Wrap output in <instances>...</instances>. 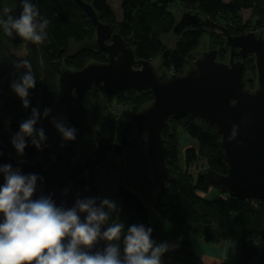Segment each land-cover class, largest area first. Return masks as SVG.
I'll return each mask as SVG.
<instances>
[{"label": "trees", "instance_id": "obj_1", "mask_svg": "<svg viewBox=\"0 0 264 264\" xmlns=\"http://www.w3.org/2000/svg\"><path fill=\"white\" fill-rule=\"evenodd\" d=\"M5 1L0 0V16L4 18L9 14L18 16L21 5L10 8L9 13L5 14L3 12ZM85 1L93 6L101 22L110 24L113 30L121 35L132 48L136 58L151 62L152 58L159 54L161 65L167 72L162 75L163 78L171 74H182L185 71L189 56L206 31L215 36V45L219 47L217 49L219 60L223 61V45L228 48L225 36L217 29L201 26L187 27L180 32H173V26L177 21L175 14L169 9L173 3L178 2L187 9L186 11L198 12L202 18L207 17L213 22L224 25L231 34H239L249 29H264V0H120L119 20H116L108 0ZM33 2L39 10L40 17L48 20L47 36L44 41L37 44L15 34L8 36L0 29V113L3 115L0 117V142L5 145L8 154L17 160L32 162L41 158L47 164L60 147L62 140L51 119L57 117L66 122L65 108L57 93V69H80L89 60L105 62L107 56L104 51L96 49L93 42H88L95 38V27L90 16L75 0H33ZM170 31L177 38L173 47L167 48L162 43L161 36ZM7 38L25 48L23 57H18L10 51L4 41ZM83 41L88 44L69 51L71 42L79 44ZM60 50L62 51L59 53ZM22 60L31 63L37 80L35 88L30 89L28 108L23 107L20 98L10 89L11 81L19 75L14 63ZM245 64L247 70L255 71L252 55L247 57ZM246 75L247 71L245 77ZM104 96L108 97L97 87H92L86 94V102L92 110V121H90L92 129L86 130L81 135L76 132L74 148L77 159L87 158L96 146L93 124L107 126L113 139L121 138L124 125L120 120L104 114L99 107L98 102ZM113 96L119 101L128 100L134 112L152 100L150 90L128 89ZM32 107H37L41 113L45 107L52 110L48 117H42L36 125L45 129L46 147L38 150L28 143L24 154L19 156L10 143L12 136L10 131L18 129L19 123L30 115ZM179 124L196 141V146L191 145L185 149V167L191 165L198 157H202L205 159L206 168L195 178L185 171L179 172L175 183L171 184L172 190H168L167 186V196L157 202L154 211L150 212L152 238L157 243L170 239L171 243L179 245L162 255V264H202L201 259L190 249L189 234L205 233L208 239L219 237L227 239L233 233L234 224H240L242 227L240 258L235 264H249L252 261L255 264L259 249L254 244L252 236L258 234L264 240V199H240L221 191L219 186L208 181L206 171L224 174L227 166L216 126L198 119H190L187 116L180 119L170 117L163 125L161 136L165 146L164 158L170 171L173 172L174 167L176 168L178 160L176 128ZM3 125H7V132L3 131ZM131 130L128 129L127 138ZM129 136L133 141L123 152L118 176L122 170L124 184L134 190L146 203L150 201L152 191L158 189L157 181L149 170L145 139L138 141V136L131 134ZM112 158L108 153L106 162L98 167L93 177L98 186L99 197H109L117 202L119 211L114 212L110 219L124 222L127 227L138 223V218L125 210L116 195L112 184L117 171L110 164ZM210 187H214L219 194L205 198L198 193L208 191Z\"/></svg>", "mask_w": 264, "mask_h": 264}, {"label": "water", "instance_id": "obj_2", "mask_svg": "<svg viewBox=\"0 0 264 264\" xmlns=\"http://www.w3.org/2000/svg\"><path fill=\"white\" fill-rule=\"evenodd\" d=\"M75 1L92 19L95 27L94 47L104 51L107 60L90 62L76 70L57 69V93L65 108L66 124L76 128L80 135L92 129L85 104L86 94L92 87H98L107 96L121 94L128 89L150 90L152 100L129 115L130 120L124 124L119 142L94 129L96 146L84 160L76 158L75 140L62 139L54 159L47 164L41 158L32 162L17 160L8 154L5 145L0 142V164L18 166L24 173H39L44 179L37 181L34 196L51 193L58 205L63 203L70 207L77 196H99L93 175L106 162L108 153L122 157L125 148L133 141V138L126 137L129 125L133 123L136 135L143 134L145 138L149 170L158 187L155 201L159 202L167 196V182L171 178L164 158L161 129L170 117L180 119L187 116L214 124L220 135L226 172L219 174L208 170V181L240 199H264L263 32L248 30L231 34L224 25L207 17L202 18L198 12L184 11L173 26V32L201 26L219 30L228 45V60H219L218 50L209 48L195 57L182 74H171L162 79L150 61L136 58L121 35L110 24L98 19L89 2ZM250 55L254 58L257 83L252 91L245 82V62ZM233 125L238 126V134L235 139L229 140ZM66 188L68 191L65 194ZM115 192L125 210L138 217V223L150 227L147 206L136 192L124 184L122 170ZM103 244L101 241L99 246L102 248ZM255 264H264V244Z\"/></svg>", "mask_w": 264, "mask_h": 264}, {"label": "clouds", "instance_id": "obj_3", "mask_svg": "<svg viewBox=\"0 0 264 264\" xmlns=\"http://www.w3.org/2000/svg\"><path fill=\"white\" fill-rule=\"evenodd\" d=\"M20 5L18 16H0V29L8 36L15 34L39 44L47 36L48 20L40 17L33 0H20ZM9 11L3 9L5 14ZM14 66L19 75L11 81L10 89L28 108L30 89L35 88L37 80L28 60ZM51 111L45 107L41 113L32 107L30 115L19 123L10 137L19 156L28 143L38 150L46 147L45 129L36 125ZM51 123L63 140L76 139V128L64 119L52 117ZM237 134L238 126L233 125L229 140ZM0 176V264H162V255L179 246L167 241L157 243L151 236L153 229L143 223L125 227L112 221V214L119 211L112 198L77 196L73 205L66 207L58 205L51 193L34 196L37 181L44 179L39 173H24L18 166L3 163ZM67 191L64 189L65 194Z\"/></svg>", "mask_w": 264, "mask_h": 264}, {"label": "rangeland", "instance_id": "obj_4", "mask_svg": "<svg viewBox=\"0 0 264 264\" xmlns=\"http://www.w3.org/2000/svg\"><path fill=\"white\" fill-rule=\"evenodd\" d=\"M108 2H109L110 6L114 12L116 20H119L121 17L120 0H108ZM19 5H20V0H6L4 3L3 9L4 8L10 9L13 7H17ZM169 9L175 14L177 20L182 15V13L187 10V9L183 8V6L178 2L170 5ZM249 30H251V29H249ZM254 31H256V32L262 31L263 36H264V29L263 30L255 29ZM176 38L177 37L171 31L166 33V34H163L161 36L162 43L167 48L173 47ZM4 41H5L6 45L10 48L11 52H15L17 55H22L24 53L22 46L14 44L10 38L5 39ZM88 42L94 43V39L90 40ZM88 42L83 41L79 44H74L71 42L69 51H74L80 45L88 44ZM209 48L219 49V47L217 45H215V36L213 35V33L206 31V33L200 38L198 46L192 51L191 55L189 56L188 62L186 64V69L188 68V65L195 59V57L200 55L202 52L207 51ZM223 49H224L223 61H227L228 56H229V51H228V48L226 45H223ZM90 62H94V61L89 60L87 62V64ZM151 64H152L153 68L155 69L157 75L160 76L162 79H165L162 77V75L164 73H167V72H166V69L164 67H162V65H161V57L159 54L156 55L154 58H152ZM245 82H246V87L249 90L252 91L256 88L257 83H256L255 71L247 70ZM85 103H86V106L88 107L89 119H90V121H92L91 107L89 106V104L87 102H85ZM98 104H99L101 111L104 114L109 115L111 118H115V119L120 120L122 125H124V123L129 119L130 113L134 112L133 109L131 108V105L129 104L128 100L124 99V100L119 101L113 95H110L108 97H106V96L102 97L100 99V101L98 102ZM148 104H145L143 107H145ZM92 124H93V122H92ZM93 127L96 130L105 132V134L104 133L103 134L111 137L112 141H114V142L120 141V139L119 140L113 139V137L111 136V131H110L109 127H107V126L102 127V126L96 125V124H93ZM176 129H177V137H178V160H177L176 168L174 167L173 172L170 171L171 172V178L167 182V186L169 188L168 190H170V191L172 190L171 184L175 183V181L177 179V174H179V172L185 171V173H189V174L193 175V177L195 178L201 171H203L206 168L205 167L206 166L205 159L202 157H198L191 165H189L188 167H185V149L191 145L196 146V141L194 138H192L183 129V127L180 124L177 126ZM130 134L132 136H135V130L132 129ZM121 135H122V133H121ZM129 135H128V138L131 137ZM144 139L145 138H144L143 134L141 136L137 137L138 141H143ZM54 156H55V154L52 155L49 162H51L54 159ZM112 157L113 158H112L110 164H111V166H113L115 171H117L116 172L117 175H115L114 182L112 184L113 187L115 188V183H116V179L118 176V171L120 168V162L122 160V157H115V156H112ZM156 192H157V188H155L152 191L150 201L146 202L148 209H150L151 212L154 211L152 205L154 203V197H155ZM198 193L205 198H212V197H215L219 194V192L216 189H214V187H210L208 191H204V192L199 191ZM241 234H242L241 225L240 224H234L233 225V233H232L231 237H229L227 239H223L220 237L216 238V239H208L207 236L205 235V233H195V232H192L191 234H189L188 239L190 241L191 251H193V253L201 259L202 264H223V263L235 264V263L239 262V258H240ZM252 237L251 238H252L253 242L256 239H259V238L262 239V237L258 236V234L253 235ZM166 241L171 243L170 239H167ZM258 249L260 252L261 248L258 247ZM259 252H258V254H259ZM258 254H257V256H258ZM257 256H256V258H257ZM249 264H254V261L250 262Z\"/></svg>", "mask_w": 264, "mask_h": 264}, {"label": "built area", "instance_id": "obj_5", "mask_svg": "<svg viewBox=\"0 0 264 264\" xmlns=\"http://www.w3.org/2000/svg\"><path fill=\"white\" fill-rule=\"evenodd\" d=\"M170 72L173 73L172 70H171ZM2 116H3L2 113H0V117H2ZM2 128H3V131H6V132L8 131V130H7V125H3ZM17 130H18V129H17ZM17 130H11L10 133L13 134V133H15ZM263 244H264V241H263L262 239L259 238V239H256V240H255V245H256L257 247L261 248V247L263 246Z\"/></svg>", "mask_w": 264, "mask_h": 264}, {"label": "flooded vegetation", "instance_id": "obj_6", "mask_svg": "<svg viewBox=\"0 0 264 264\" xmlns=\"http://www.w3.org/2000/svg\"><path fill=\"white\" fill-rule=\"evenodd\" d=\"M235 59H237V57L235 58ZM98 88V87H97ZM104 93V92H103ZM105 94V93H104ZM106 95V94H105ZM85 102H86V99H85ZM140 110V109H139ZM137 112V111H136ZM132 113H135V112H132ZM131 114V113H130ZM129 120L130 119H128L124 124H126L127 122H129ZM129 129H134L135 130V127H134V125H133V123H130V125H129ZM135 135H136V133H135ZM137 136V135H136ZM141 136V135H140ZM124 152V151H123ZM111 154V153H110ZM131 189V188H130ZM157 191H158V189H157ZM157 193V192H156ZM155 196H156V194H155ZM141 198V197H140ZM142 199V198H141ZM143 200V199H142ZM156 199H155V197H154V203H153V205H152V207H153V209H155V207H156V205H157V202L155 201ZM144 201V200H143ZM156 202V203H155ZM145 203V202H144ZM145 205L147 206V204L145 203ZM147 209H148V206H147ZM150 209H148V217H149V215H150ZM138 218V217H137Z\"/></svg>", "mask_w": 264, "mask_h": 264}, {"label": "crops", "instance_id": "obj_7", "mask_svg": "<svg viewBox=\"0 0 264 264\" xmlns=\"http://www.w3.org/2000/svg\"><path fill=\"white\" fill-rule=\"evenodd\" d=\"M23 50H24V53L22 55H17L15 52H12L13 54H15L16 56L18 57H23L25 55V48L22 46Z\"/></svg>", "mask_w": 264, "mask_h": 264}]
</instances>
